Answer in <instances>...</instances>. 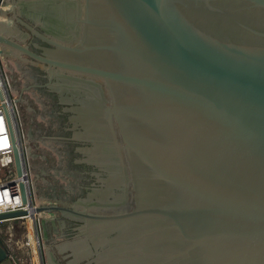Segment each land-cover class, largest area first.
<instances>
[{
  "label": "water",
  "instance_id": "1",
  "mask_svg": "<svg viewBox=\"0 0 264 264\" xmlns=\"http://www.w3.org/2000/svg\"><path fill=\"white\" fill-rule=\"evenodd\" d=\"M21 5L35 34L25 44L0 20L1 52L33 60L46 82L30 87L57 96L71 123L58 138L96 181L73 206L38 208L59 212L42 219L59 260L47 233L61 214L81 222L67 246L83 259L93 244L96 264H264V0Z\"/></svg>",
  "mask_w": 264,
  "mask_h": 264
},
{
  "label": "built area",
  "instance_id": "2",
  "mask_svg": "<svg viewBox=\"0 0 264 264\" xmlns=\"http://www.w3.org/2000/svg\"><path fill=\"white\" fill-rule=\"evenodd\" d=\"M3 1L0 0V6ZM19 69L0 47V242L12 264H47L42 219L51 220L57 214L38 208L57 201L37 194L29 153L31 134L21 111L20 94L31 93L33 99L40 98V101L43 96L28 85L30 80L26 75L14 78L13 71ZM15 147L20 151L21 175L16 164ZM35 245L38 247L37 258ZM20 252L25 254L24 258Z\"/></svg>",
  "mask_w": 264,
  "mask_h": 264
},
{
  "label": "rangeland",
  "instance_id": "3",
  "mask_svg": "<svg viewBox=\"0 0 264 264\" xmlns=\"http://www.w3.org/2000/svg\"><path fill=\"white\" fill-rule=\"evenodd\" d=\"M84 8H82L80 16H83ZM14 78H18L15 73ZM40 93L39 90H33ZM31 102L36 111H29L27 105L21 102V111L25 119L28 130L33 128L31 135V168L33 179L36 182L37 194L53 196L54 193L60 196V193H67V188L70 187V183L77 182V177L74 174L76 172V166L68 164V156L66 143H63L62 138H58L59 135L54 134L58 125L61 122H65L61 111L58 106L53 108V105L46 103L44 100L40 101V98H35ZM30 119H32L30 121ZM43 119L45 122H43ZM52 126L53 138L40 137L41 131L43 135L50 134V128ZM61 136V135H60ZM63 136V135H62ZM48 142V143H46ZM53 144V146H52ZM51 182V183H50ZM55 183L56 185H53ZM35 258L38 255V247L35 245ZM6 254V249L0 243V255ZM20 255L24 258L25 254L20 252Z\"/></svg>",
  "mask_w": 264,
  "mask_h": 264
},
{
  "label": "flooded vegetation",
  "instance_id": "4",
  "mask_svg": "<svg viewBox=\"0 0 264 264\" xmlns=\"http://www.w3.org/2000/svg\"><path fill=\"white\" fill-rule=\"evenodd\" d=\"M42 45L43 46H47L46 43H43ZM31 48L34 51H36V52H42V50L36 49V48H34L32 46H31ZM24 58L28 59V61L27 60H25V61L23 60L24 62L27 61L26 62L27 64H25L22 61L23 65L21 64V60H19V58H15L14 57L12 59H14V61L17 63V65L23 71L27 70L30 74L39 73L38 68L34 67L33 64L32 65L30 64L32 59L27 57V56H24ZM41 73L43 74L44 72L41 71ZM28 79L30 81H33V78L29 77ZM40 79L42 81H40ZM37 81H39L40 83H44V82H46V78H39V79H37ZM59 82H60V78H59ZM43 88H45L49 92L48 88H46V87H43ZM35 90H39V89L35 88ZM40 94L43 96V100L46 103H50L51 105H53L51 103L52 102L51 98L49 99V95L46 92L42 91V93H40ZM56 98H57V96H56ZM80 98H81L80 95L73 96L72 97V101H71L72 104L76 105V103L78 102L77 100H79ZM58 104H60L61 109L64 107V106H61V103H58ZM63 123H66V122H61L60 121V135L61 136L64 133V131L62 129L63 128V126H62ZM61 126H62V128H61ZM70 127H71V124H70V126L65 127V129H69ZM80 164L81 163H78V165H75V166L79 167V169L76 172H73V174L75 175L76 173L77 174L80 173L83 177H81V176L77 177V178L80 179V182L78 181V182L70 183V187L67 188V193H65L64 195H60V204L67 205V206H73L74 201L76 199L80 198V197H84L85 194L89 191L90 186L93 185V183L95 181V175L92 174V170H94V169L93 168L92 169H88L87 167H83V165H80ZM86 173H90V175L92 176L93 180H91V181L88 180L87 179L88 178L87 175L85 176ZM103 175H105V174L103 173ZM96 184L99 185V183H96ZM82 193H84V194H82ZM60 219H61L60 220V228L61 229L58 228L57 232L54 233V234L47 233V235L50 236L49 237V242L51 240V236L53 237L52 239L60 237V264H96L97 262L95 260L97 258V253H96V248H94L93 244H90L91 245V249H92V253L90 252V250L87 251L88 254L90 253V255L86 256V257H83V259H77L75 257V255H74V253H73V249L71 247L67 246L66 242L74 241L77 238V234L79 232L78 227L81 225V222L76 221V220H72V219H69V218H64L63 216H61V214H60ZM58 233H60V234H58ZM64 239H68V240H64ZM47 245H48V243H47ZM99 250H100V248H99ZM79 258H81V257H79ZM47 264H48V262H47ZM99 264H102V263H99Z\"/></svg>",
  "mask_w": 264,
  "mask_h": 264
},
{
  "label": "crops",
  "instance_id": "5",
  "mask_svg": "<svg viewBox=\"0 0 264 264\" xmlns=\"http://www.w3.org/2000/svg\"><path fill=\"white\" fill-rule=\"evenodd\" d=\"M24 1H27L29 2L30 0H16V1H13V0H8L6 2V4L4 5V8H6L8 10V13L6 14L5 12L3 14H1L0 16V20H1V25H9L10 26V36H12L13 38L15 39H18V41H22L24 42L25 44H27L29 42V40L31 39V37L35 34L33 32L30 31V29L28 28L27 25H33L35 23V20L33 21L31 16L26 14L25 11L23 10V6L25 7L26 5L23 4V6L21 5V3H24ZM14 10L16 11L17 14L13 15L14 13ZM30 11L34 12L35 9L34 7L33 8H29ZM19 15V16H18ZM34 22V23H33ZM34 26V25H33ZM39 26V25H38ZM39 28V27H38ZM10 58H14L13 56H9ZM16 58V57H15ZM14 60V59H13ZM19 60H21V64H22V61L24 60H27L26 58H21L19 57ZM23 61V62H24ZM26 61V62H27ZM26 62H24L25 64H27ZM30 64L34 66V63H33V60L30 62ZM23 65V64H22ZM16 68H18L16 66ZM14 73V76H15V73H17V76H25L26 77L28 76V78L30 77L31 78V75L30 73L26 70V71H23L22 69L20 70H14L13 71ZM29 82V80H28ZM27 82V83H28ZM33 82L35 81H30V83H28V85L32 84ZM17 83V81H16ZM20 90H21V86L18 87ZM21 96V101L24 102L27 107H28V110L29 111H36V109L34 108V106L32 105L33 102H31L32 100H34L32 97L33 95L30 93H23L21 92L20 94ZM43 122H45L43 119H41ZM55 127V126H54ZM53 127V128H54ZM52 126L50 128V134L46 135L44 134L43 137H46V138H53L54 135L52 134ZM54 132V131H53ZM30 134L32 135V129H30ZM48 143V142H46ZM53 146V144H52ZM51 183V182H50ZM57 195V194H56ZM55 193L53 194V196L51 194L49 195H46V196H49L50 198H52L53 200L57 201L58 203H60V196H56ZM57 215L56 217L59 215V212H55ZM55 217V218H56ZM1 243V242H0ZM2 244V243H1ZM3 245V244H2ZM4 247V245H3ZM5 248V247H4ZM6 249V248H5ZM49 251L51 252L52 254V257L54 259V261L52 260V258L49 256ZM46 257H45V262L48 264H60V260L58 258V256L56 255L54 249L48 244H46ZM0 264H12L11 260L9 259V257L7 256V251H6V254H1L0 255Z\"/></svg>",
  "mask_w": 264,
  "mask_h": 264
},
{
  "label": "trees",
  "instance_id": "6",
  "mask_svg": "<svg viewBox=\"0 0 264 264\" xmlns=\"http://www.w3.org/2000/svg\"><path fill=\"white\" fill-rule=\"evenodd\" d=\"M33 76H32V78H33V81H36V82H38L37 81V79H39V78H41V77H38V76H36V74H32ZM40 81H42L41 79H40ZM39 89V91H40V93H42V91H44V92H46L48 95H49V99L51 98V103L53 104V106L54 107H57V104H58V102H57V98H56V95H54L52 92H48L45 88H38ZM42 90V91H41ZM53 96V97H52ZM59 106H60V104H58ZM53 107V108H54ZM64 121L66 122V123H63L62 124V126H63V128H62V126H61V128L63 129V131H64V133H63V135H70L71 134V130L70 129H65V127H68V126H70V122H68V120H67V114L65 115L64 114ZM32 119H30V121H31ZM30 129H32V132L34 131L33 130V128L32 127H30ZM42 133H40V134H38V135H40V137H43V131H41ZM34 133V132H33ZM54 134H56V135H59L60 136V125H58V127H57V130H56V132H55V130H54ZM63 141V143H66V145L68 146V148H67V153H68V156H66L67 158H68V160H67V162H68V164H74V165H78V163H75V159L78 157V156H80V153H78L77 151H75V147H76V144H74L73 142H69V141H66V140H62ZM80 165H82V164H80ZM83 167H87L88 169H92L93 167L92 166H90V165H83ZM68 173L71 175V174H73V173H71L70 171H68ZM87 175V179L88 180H93V178H92V176L90 175V173H86L85 174V176ZM83 177L80 173H76L75 174V177ZM53 185H56L55 183H53ZM77 186V185H76ZM82 194H84V193H82ZM55 195H56V193H55ZM60 195H64V193H60ZM57 196V195H56Z\"/></svg>",
  "mask_w": 264,
  "mask_h": 264
},
{
  "label": "bare ground",
  "instance_id": "7",
  "mask_svg": "<svg viewBox=\"0 0 264 264\" xmlns=\"http://www.w3.org/2000/svg\"><path fill=\"white\" fill-rule=\"evenodd\" d=\"M63 9V8H62ZM62 9H60V20L61 19H63V17H64V15L66 14L67 15V13H65L64 12V10H62ZM74 15V13H72V14H69V17H71V16H73ZM2 17V16H1ZM60 32H65V29H64V26H62V25H60ZM36 257V256H35Z\"/></svg>",
  "mask_w": 264,
  "mask_h": 264
}]
</instances>
